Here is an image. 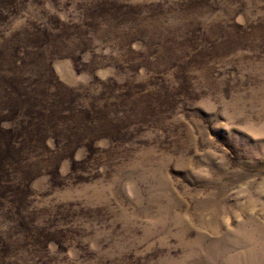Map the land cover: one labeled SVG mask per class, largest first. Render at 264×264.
<instances>
[{
    "label": "rangeland",
    "instance_id": "1",
    "mask_svg": "<svg viewBox=\"0 0 264 264\" xmlns=\"http://www.w3.org/2000/svg\"><path fill=\"white\" fill-rule=\"evenodd\" d=\"M4 129L0 264H264V0H0Z\"/></svg>",
    "mask_w": 264,
    "mask_h": 264
},
{
    "label": "trees",
    "instance_id": "2",
    "mask_svg": "<svg viewBox=\"0 0 264 264\" xmlns=\"http://www.w3.org/2000/svg\"><path fill=\"white\" fill-rule=\"evenodd\" d=\"M9 82V81H8ZM13 83V81L10 79V82L8 83V85H11ZM12 92L13 93H11L9 96H13V95H19V91H16V89H14V88H12ZM33 93V92H32ZM31 93V94H32ZM27 94L30 96L31 94L30 93H28L27 92ZM12 100H14V99H12ZM13 104H8V108L9 109H12L13 108ZM34 106H35V109H39L40 107H39V105L38 104H34ZM19 108V107H18ZM17 108V109H18ZM30 108V107H29ZM32 109V108H31ZM8 130H6V129H4L2 132V135L1 136H3V143H0V152L1 153H4V156H3V158L5 157V163H3V164H1L0 166H4V167H7V169H9L8 167L10 166V164H8V162L6 161V158L8 157V158H10L11 156H10V154H12V153H14V152H17V150H18V147L20 148V146L22 145V140H14L13 139V136H14V131L12 130V132L11 131H8ZM7 133V134H6Z\"/></svg>",
    "mask_w": 264,
    "mask_h": 264
}]
</instances>
